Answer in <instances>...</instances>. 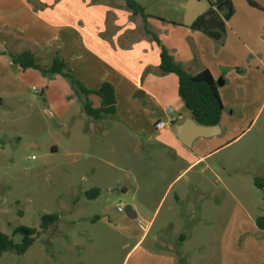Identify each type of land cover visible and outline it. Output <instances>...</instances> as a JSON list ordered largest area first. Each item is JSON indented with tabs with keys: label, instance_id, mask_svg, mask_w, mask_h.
<instances>
[{
	"label": "rangeland",
	"instance_id": "374dc122",
	"mask_svg": "<svg viewBox=\"0 0 264 264\" xmlns=\"http://www.w3.org/2000/svg\"><path fill=\"white\" fill-rule=\"evenodd\" d=\"M27 1L56 20L70 13L75 24L88 26L98 15L111 22L110 13L131 12L125 0ZM136 1L150 13L183 12L180 0ZM48 4L55 9L45 11ZM259 7L264 18V0ZM13 46L14 53L25 51ZM8 48L0 35V50ZM257 49L259 74L248 65V73L231 75L223 89L234 112L226 116L223 136L204 152L189 151L211 154L169 190L173 173L190 161L136 137L114 116H87L85 96L67 78L23 72L0 56V230L15 243L23 239L17 227L39 231L24 255L5 253L0 264H128L144 234L129 264L139 262L142 251L167 254L174 264H256L264 244L256 225L264 216V40ZM93 189L99 195L88 198ZM178 193L189 203H177ZM126 207L138 218L130 219ZM46 214L60 219L42 229ZM149 261L144 264H160Z\"/></svg>",
	"mask_w": 264,
	"mask_h": 264
},
{
	"label": "crops",
	"instance_id": "0c3cea01",
	"mask_svg": "<svg viewBox=\"0 0 264 264\" xmlns=\"http://www.w3.org/2000/svg\"><path fill=\"white\" fill-rule=\"evenodd\" d=\"M36 1L41 4L55 2ZM61 1L65 0L58 2ZM180 1L182 13L178 9L174 15L167 14L166 10L159 14L150 13L147 6L140 2L147 15L146 21L132 12H117L114 15L110 13L111 22L105 21V15H98L97 22L88 26V22L83 20L75 24L70 13L67 17L59 14L58 20L55 16L48 15L49 7L53 4L46 5L45 11L48 13H44L27 0H0V35L10 51L15 44L18 51H31L38 64L49 68L54 52L60 50L62 58L88 89L98 90L105 82L113 85L116 97L115 121L121 125L123 123L136 137L141 135L147 141H156L160 146L172 150L175 157L185 162L190 161L187 169L173 173L168 190L187 170L205 161L211 154H199L196 157L188 155L189 151L204 152L223 136L226 116L234 115V112L230 113V103L226 100L227 94L223 89L231 75L242 77L245 72L248 73V65L253 72L259 74L257 48L264 40V18L259 17V9L250 6L246 0H232L234 15L226 22V31L221 40H214L201 30L191 28L192 25H185V7L190 0ZM254 1L259 5V0ZM51 7L55 9L54 5ZM64 10H68L67 6ZM139 29H144L146 35L138 39L135 34ZM152 34L158 37L161 45L189 73L196 75L208 69L217 82L223 80L222 85L218 86L224 105L219 135L197 138L190 147L185 146L177 137V127L192 117L189 111V115L184 112L185 105L179 95L177 76L165 75L160 71L161 46ZM259 34L263 38H259ZM88 98L95 108L101 106L100 97L90 95ZM101 120L104 118L97 121ZM158 121L164 122V129H156ZM176 202L189 203V199L178 193ZM144 235L129 252L128 264L138 253V250H134L142 242ZM258 253L256 264H264L263 241L259 242ZM141 254L139 262L135 261L133 264L150 263L149 259L153 257L160 264H174V259L167 254L159 255L149 251H142Z\"/></svg>",
	"mask_w": 264,
	"mask_h": 264
},
{
	"label": "trees",
	"instance_id": "16d2710c",
	"mask_svg": "<svg viewBox=\"0 0 264 264\" xmlns=\"http://www.w3.org/2000/svg\"><path fill=\"white\" fill-rule=\"evenodd\" d=\"M255 8H260L254 0H246ZM128 9L133 15H140L145 21L147 15L145 9L136 0H125ZM210 8L196 20L191 28L201 30L214 40H221L226 31V22L234 15L232 0H207ZM154 40L161 46L160 71L162 74H174L178 78L179 95L184 102L185 108L189 111L192 119L199 125L216 126L221 122L224 105L218 91V83L208 69L193 75L189 73L181 63L175 61L169 51L161 45L156 35ZM0 55H8L13 65L18 66L23 72L33 69L43 74H51L67 78L72 87L85 96L83 109L87 116L99 120L116 113L115 89L111 83L105 82L98 90L88 89L70 69L61 56L60 50L54 52L52 65L48 68L38 64L34 53L24 51L12 53L0 50ZM90 95L101 98V106L95 108L89 100ZM263 187L261 181H257ZM100 193L99 189L86 192L88 198H96ZM58 214H46L42 217V229H48L59 221ZM256 225L264 230V216L259 217ZM15 234L23 236L21 243H15L7 234L0 230V257L11 252L16 255H24L35 243L39 231L26 226L17 227Z\"/></svg>",
	"mask_w": 264,
	"mask_h": 264
},
{
	"label": "water",
	"instance_id": "95a60500",
	"mask_svg": "<svg viewBox=\"0 0 264 264\" xmlns=\"http://www.w3.org/2000/svg\"><path fill=\"white\" fill-rule=\"evenodd\" d=\"M208 8H210V4L207 1L190 0L185 7V25H193V23L198 20ZM217 83L219 86L222 85L220 80ZM220 133L221 127L219 125L203 126L197 124L193 119H189L187 122L177 127V137L187 147H190L191 143L197 138H211ZM125 213L132 220L137 218V214L130 207H126Z\"/></svg>",
	"mask_w": 264,
	"mask_h": 264
},
{
	"label": "built area",
	"instance_id": "2783aa9c",
	"mask_svg": "<svg viewBox=\"0 0 264 264\" xmlns=\"http://www.w3.org/2000/svg\"><path fill=\"white\" fill-rule=\"evenodd\" d=\"M206 1H207V0H206ZM167 110H168V111H171V108H170V107H167ZM179 119H182V117L179 116ZM155 127H156L157 130H162V129H164L165 124H164L163 121H158V122L155 124ZM118 211H119V212H123V211H124V209H123V207H122L121 205L118 206Z\"/></svg>",
	"mask_w": 264,
	"mask_h": 264
}]
</instances>
